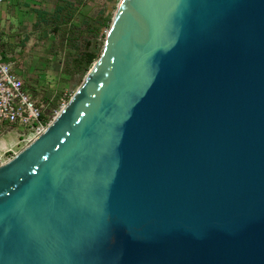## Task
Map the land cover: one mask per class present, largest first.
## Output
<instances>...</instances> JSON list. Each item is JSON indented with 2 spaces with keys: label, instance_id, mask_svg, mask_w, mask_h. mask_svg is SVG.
<instances>
[{
  "label": "water",
  "instance_id": "95a60500",
  "mask_svg": "<svg viewBox=\"0 0 264 264\" xmlns=\"http://www.w3.org/2000/svg\"><path fill=\"white\" fill-rule=\"evenodd\" d=\"M0 264H264V0H120L0 166Z\"/></svg>",
  "mask_w": 264,
  "mask_h": 264
},
{
  "label": "rangeland",
  "instance_id": "374dc122",
  "mask_svg": "<svg viewBox=\"0 0 264 264\" xmlns=\"http://www.w3.org/2000/svg\"><path fill=\"white\" fill-rule=\"evenodd\" d=\"M119 1L82 0L81 4L76 5L72 22L78 27L77 47L79 49L84 48L88 39L84 21L93 24L98 22L99 18H109L111 24ZM108 29L101 27L98 40L105 39ZM21 33L29 34L30 38L26 46L20 49H7L5 55L12 58L18 55L12 68L19 72L24 89L34 103L43 106L42 112L45 115L50 110L54 99L57 98L58 108L54 109L52 116L49 117L52 120L55 113L61 109L62 104H67L84 78L80 73L74 71L65 72L67 58L75 55V49L71 44L69 45V42L62 43L51 32ZM15 49L16 51H14ZM4 128L13 130L11 133L21 134V129L13 124L4 123ZM3 138L7 141L9 135H4ZM21 149V146L15 147L17 151Z\"/></svg>",
  "mask_w": 264,
  "mask_h": 264
},
{
  "label": "built area",
  "instance_id": "2783aa9c",
  "mask_svg": "<svg viewBox=\"0 0 264 264\" xmlns=\"http://www.w3.org/2000/svg\"><path fill=\"white\" fill-rule=\"evenodd\" d=\"M23 85L22 78L0 54V124L9 123L21 129V134H18L14 145L0 150V166L6 164L20 151L15 150V147L21 146L23 149L28 146L52 121L41 118L43 106L34 103ZM65 105L63 103L61 109ZM57 114L58 112L55 116Z\"/></svg>",
  "mask_w": 264,
  "mask_h": 264
},
{
  "label": "crops",
  "instance_id": "0c3cea01",
  "mask_svg": "<svg viewBox=\"0 0 264 264\" xmlns=\"http://www.w3.org/2000/svg\"><path fill=\"white\" fill-rule=\"evenodd\" d=\"M60 3L61 0H0V54L11 68L18 55L14 58L6 56L7 49H20L26 46L30 38L29 34L21 32H52L44 23L40 25L37 23L38 14L53 15L56 6ZM12 70L21 78L16 69L12 68ZM11 132L13 130L4 128V123L0 124V150L14 145L17 141L18 134ZM4 135H9L7 141L3 138Z\"/></svg>",
  "mask_w": 264,
  "mask_h": 264
},
{
  "label": "trees",
  "instance_id": "16d2710c",
  "mask_svg": "<svg viewBox=\"0 0 264 264\" xmlns=\"http://www.w3.org/2000/svg\"><path fill=\"white\" fill-rule=\"evenodd\" d=\"M82 0H61V3L56 6L53 15L48 16L46 13H39L37 23H44L45 26L51 28V33L55 34L62 43L69 42V45L75 49V55L67 58L65 72L71 71L80 73L84 76L91 68L92 64L99 58L104 44V39L98 40V34L101 27L109 28V18H99L98 22L88 24L86 26L88 39L83 49L77 47L78 27L73 24V15L75 7L81 4ZM70 56V55H69ZM58 108L57 98L54 99L50 110L46 113L42 112L43 120H50L53 110Z\"/></svg>",
  "mask_w": 264,
  "mask_h": 264
}]
</instances>
